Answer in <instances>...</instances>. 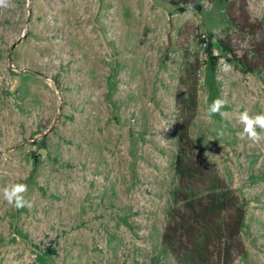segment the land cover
I'll use <instances>...</instances> for the list:
<instances>
[{"label":"rangeland","instance_id":"rangeland-1","mask_svg":"<svg viewBox=\"0 0 264 264\" xmlns=\"http://www.w3.org/2000/svg\"><path fill=\"white\" fill-rule=\"evenodd\" d=\"M189 1L0 7V188L30 202L0 194V264H182L163 235L190 92L197 154L245 209L231 264H264V141L238 135L240 113L264 114V0Z\"/></svg>","mask_w":264,"mask_h":264},{"label":"trees","instance_id":"trees-1","mask_svg":"<svg viewBox=\"0 0 264 264\" xmlns=\"http://www.w3.org/2000/svg\"><path fill=\"white\" fill-rule=\"evenodd\" d=\"M189 0H182V9ZM195 8H199L196 5ZM225 51L232 50L225 44ZM180 110L179 152L176 172L180 186L174 208L163 235V244L182 264H231L245 254L241 231L245 209L216 169L203 162L191 136L197 97L190 92L177 97Z\"/></svg>","mask_w":264,"mask_h":264},{"label":"clouds","instance_id":"clouds-1","mask_svg":"<svg viewBox=\"0 0 264 264\" xmlns=\"http://www.w3.org/2000/svg\"><path fill=\"white\" fill-rule=\"evenodd\" d=\"M11 0H0V7L9 6ZM232 69V66L227 62H222V70L228 72ZM225 101L222 99L214 100L207 109V115L211 118L213 115H220L223 117L225 114L221 111L224 107ZM239 122L243 125V131L239 133L241 139L247 138L255 144H259L264 141V114H257L254 116L249 115V112L245 110L239 115ZM261 131L258 132L257 129ZM220 136L224 133L221 131ZM27 192V185L22 183H15L11 185H6L0 188V194H2L3 199L7 201L8 204L12 205L16 209H21L24 207H29L30 202L25 199L24 193Z\"/></svg>","mask_w":264,"mask_h":264},{"label":"water","instance_id":"water-1","mask_svg":"<svg viewBox=\"0 0 264 264\" xmlns=\"http://www.w3.org/2000/svg\"><path fill=\"white\" fill-rule=\"evenodd\" d=\"M21 41V40H20Z\"/></svg>","mask_w":264,"mask_h":264}]
</instances>
